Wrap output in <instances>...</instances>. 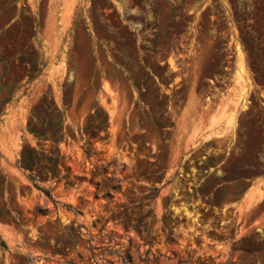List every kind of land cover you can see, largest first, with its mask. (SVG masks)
Segmentation results:
<instances>
[{
    "label": "rangeland",
    "instance_id": "1",
    "mask_svg": "<svg viewBox=\"0 0 264 264\" xmlns=\"http://www.w3.org/2000/svg\"><path fill=\"white\" fill-rule=\"evenodd\" d=\"M260 174L264 0H0V264H264Z\"/></svg>",
    "mask_w": 264,
    "mask_h": 264
},
{
    "label": "crops",
    "instance_id": "2",
    "mask_svg": "<svg viewBox=\"0 0 264 264\" xmlns=\"http://www.w3.org/2000/svg\"><path fill=\"white\" fill-rule=\"evenodd\" d=\"M226 124L227 123L225 120V126ZM252 182L254 183V185L249 187L247 197L254 202H261L262 200H264V174H260Z\"/></svg>",
    "mask_w": 264,
    "mask_h": 264
},
{
    "label": "trees",
    "instance_id": "3",
    "mask_svg": "<svg viewBox=\"0 0 264 264\" xmlns=\"http://www.w3.org/2000/svg\"><path fill=\"white\" fill-rule=\"evenodd\" d=\"M49 196V194H47ZM0 249L3 251H6L7 248L5 247V245L3 243H0Z\"/></svg>",
    "mask_w": 264,
    "mask_h": 264
},
{
    "label": "bare ground",
    "instance_id": "4",
    "mask_svg": "<svg viewBox=\"0 0 264 264\" xmlns=\"http://www.w3.org/2000/svg\"><path fill=\"white\" fill-rule=\"evenodd\" d=\"M217 136V135H216Z\"/></svg>",
    "mask_w": 264,
    "mask_h": 264
}]
</instances>
